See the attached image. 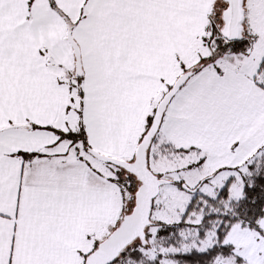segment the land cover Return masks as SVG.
Wrapping results in <instances>:
<instances>
[{"label":"snow or ice","instance_id":"1","mask_svg":"<svg viewBox=\"0 0 264 264\" xmlns=\"http://www.w3.org/2000/svg\"><path fill=\"white\" fill-rule=\"evenodd\" d=\"M0 264H264V0H0Z\"/></svg>","mask_w":264,"mask_h":264}]
</instances>
